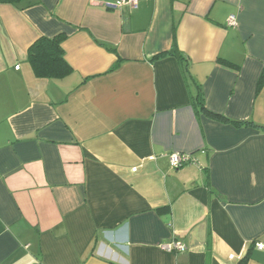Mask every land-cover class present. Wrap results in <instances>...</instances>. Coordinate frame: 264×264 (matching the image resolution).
<instances>
[{
    "label": "crops",
    "instance_id": "0c3cea01",
    "mask_svg": "<svg viewBox=\"0 0 264 264\" xmlns=\"http://www.w3.org/2000/svg\"><path fill=\"white\" fill-rule=\"evenodd\" d=\"M113 1L0 3V264H264V0Z\"/></svg>",
    "mask_w": 264,
    "mask_h": 264
},
{
    "label": "trees",
    "instance_id": "16d2710c",
    "mask_svg": "<svg viewBox=\"0 0 264 264\" xmlns=\"http://www.w3.org/2000/svg\"><path fill=\"white\" fill-rule=\"evenodd\" d=\"M20 1L22 0H0V3H10L16 5ZM66 38L67 35L64 33L57 34L53 37L43 36L30 46L28 50V60L33 68L36 77L45 79H61L68 76L73 71V68L68 63L65 57V50L63 48V42ZM167 55H173L177 57L181 62L187 60V58H185V56L181 53L175 43L173 44L169 52L158 54L154 57V59H159ZM119 65L120 60L111 69V71L116 70ZM185 70L188 71L187 68H185ZM263 83L264 72L261 76L259 87H261ZM193 103L198 112L202 111L208 116L215 119L227 120L225 117L207 110L200 88L193 99ZM245 261L246 258H244L240 262V264H245Z\"/></svg>",
    "mask_w": 264,
    "mask_h": 264
},
{
    "label": "built area",
    "instance_id": "2783aa9c",
    "mask_svg": "<svg viewBox=\"0 0 264 264\" xmlns=\"http://www.w3.org/2000/svg\"><path fill=\"white\" fill-rule=\"evenodd\" d=\"M140 0H115L113 2L106 3L105 6L108 8H113V9H119L124 5H131V6H137L138 2ZM230 24L236 25L237 20L234 15L230 17ZM171 164L175 168H180L184 165L194 163L195 159L193 156L189 153H181V152H173L169 155ZM263 244H259V247H263ZM168 250H173V249H178V250H184L186 249V246L180 242H172L170 244H166L165 246Z\"/></svg>",
    "mask_w": 264,
    "mask_h": 264
}]
</instances>
